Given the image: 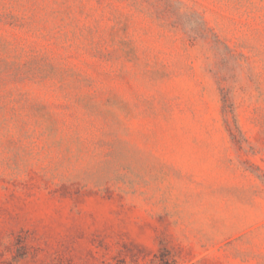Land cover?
<instances>
[{"label":"rangeland","instance_id":"obj_1","mask_svg":"<svg viewBox=\"0 0 264 264\" xmlns=\"http://www.w3.org/2000/svg\"><path fill=\"white\" fill-rule=\"evenodd\" d=\"M0 264H264V0H0Z\"/></svg>","mask_w":264,"mask_h":264}]
</instances>
